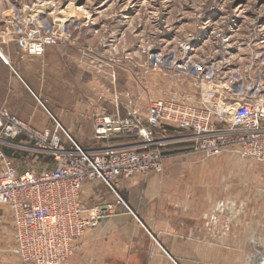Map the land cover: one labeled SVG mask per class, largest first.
Here are the masks:
<instances>
[{
    "label": "rangeland",
    "instance_id": "1",
    "mask_svg": "<svg viewBox=\"0 0 264 264\" xmlns=\"http://www.w3.org/2000/svg\"><path fill=\"white\" fill-rule=\"evenodd\" d=\"M4 16L17 30L18 45L32 30L66 38L53 47L70 65L77 100H56V111L69 126L87 116L88 126L75 136L54 118L83 148L95 145L96 115L137 108L145 117L154 100L172 94L197 97L198 91L213 100L224 94L227 108L248 98L264 102V0H0ZM193 67L207 76L205 86L202 78L192 77ZM164 130L154 131L165 158L163 171L137 177H201L204 191L220 197L214 208L264 209V162L229 151L207 156L196 150L189 133ZM21 140L25 137L11 140L17 145L12 148L0 144L19 172L52 165L49 159L36 160L19 145ZM197 186L190 182L189 188ZM242 214L236 220H244ZM6 248L0 244L1 259L11 257ZM253 251L264 257V250Z\"/></svg>",
    "mask_w": 264,
    "mask_h": 264
},
{
    "label": "built area",
    "instance_id": "2",
    "mask_svg": "<svg viewBox=\"0 0 264 264\" xmlns=\"http://www.w3.org/2000/svg\"><path fill=\"white\" fill-rule=\"evenodd\" d=\"M64 41L63 34L40 30L18 40L35 55ZM212 98L172 94L154 100L145 117L137 108L96 115L94 139L104 145L94 151L75 142L53 116V126L38 130L17 114L0 111V144L12 148L17 145L11 140L25 137L19 145L36 160L52 162L41 171L19 172L0 147V209L1 215L9 214L8 223H0L11 240L4 252L21 264H65L74 244L98 228L105 216L101 209L83 204L85 184L99 182L124 203L118 189L121 180L163 171L165 158L155 130L185 131L196 150L207 156L229 151L264 162L263 100L242 99L227 108L212 103ZM120 140L127 143L116 145Z\"/></svg>",
    "mask_w": 264,
    "mask_h": 264
},
{
    "label": "crops",
    "instance_id": "3",
    "mask_svg": "<svg viewBox=\"0 0 264 264\" xmlns=\"http://www.w3.org/2000/svg\"><path fill=\"white\" fill-rule=\"evenodd\" d=\"M12 24L11 18H0V111L17 114L38 130L47 129L51 116H57L75 136L82 135L79 130L88 126L87 116L69 126L63 113L56 111V100L68 104L77 100L70 65L56 54L61 52L56 47L46 48L42 55L22 50ZM197 68L192 70L196 80L202 78ZM206 78L203 75L204 86ZM223 95L212 103L228 104ZM93 141L87 150L104 145ZM190 182L198 186L190 189ZM202 185L201 177H134L119 182L121 203L101 183L85 184L83 204L101 209L105 216L98 228L75 243L69 264H264V257L253 251L264 250V209L243 210L238 213L248 219L236 220V210L214 208L220 197L206 193ZM8 215H0V221L8 223ZM3 226L0 244L8 246L9 231ZM0 263L21 264L12 256Z\"/></svg>",
    "mask_w": 264,
    "mask_h": 264
}]
</instances>
